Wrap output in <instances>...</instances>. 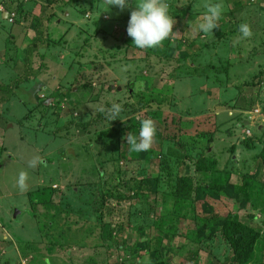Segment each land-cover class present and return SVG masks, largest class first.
<instances>
[{"label":"rangeland","instance_id":"374dc122","mask_svg":"<svg viewBox=\"0 0 264 264\" xmlns=\"http://www.w3.org/2000/svg\"><path fill=\"white\" fill-rule=\"evenodd\" d=\"M107 2L0 0V264H264V0H223L207 35L205 0H167L155 49ZM229 222L257 236L244 261Z\"/></svg>","mask_w":264,"mask_h":264},{"label":"clouds","instance_id":"9594fccd","mask_svg":"<svg viewBox=\"0 0 264 264\" xmlns=\"http://www.w3.org/2000/svg\"><path fill=\"white\" fill-rule=\"evenodd\" d=\"M107 5L108 8L115 6L121 10L126 7L132 9L126 32L132 39V44L139 49L158 48L173 33L174 17L170 14L167 0H134V6L130 0H108ZM203 8L205 11L197 27L198 31L207 35L213 33V29L219 24L224 12L223 0H205ZM237 31L240 39H247L253 35L248 23H240ZM99 111L112 121L120 118L122 105L111 103L110 106L101 107ZM155 134L154 122L146 118L140 122L138 135L127 134L125 140L132 152L143 153L150 150ZM38 163H41L40 157H34L28 162V166L36 167ZM26 178L25 172L19 173L17 183L21 189L26 187ZM44 264H50V260L46 258Z\"/></svg>","mask_w":264,"mask_h":264},{"label":"trees","instance_id":"16d2710c","mask_svg":"<svg viewBox=\"0 0 264 264\" xmlns=\"http://www.w3.org/2000/svg\"><path fill=\"white\" fill-rule=\"evenodd\" d=\"M52 1V0H48ZM35 27L40 26V20L37 17ZM42 21V20H41ZM33 48L36 46V43L33 42ZM32 49L30 50V52ZM5 91V90H4ZM233 222H229L228 224H224L223 230L227 237L231 240L232 247L238 257V260L244 261L250 255L252 245L254 241L257 239L255 233L251 230H246L242 225H234ZM24 249V248H23ZM23 249H20V254H24Z\"/></svg>","mask_w":264,"mask_h":264},{"label":"water","instance_id":"95a60500","mask_svg":"<svg viewBox=\"0 0 264 264\" xmlns=\"http://www.w3.org/2000/svg\"><path fill=\"white\" fill-rule=\"evenodd\" d=\"M18 212L19 211L15 209L13 215L15 216Z\"/></svg>","mask_w":264,"mask_h":264},{"label":"crops","instance_id":"0c3cea01","mask_svg":"<svg viewBox=\"0 0 264 264\" xmlns=\"http://www.w3.org/2000/svg\"><path fill=\"white\" fill-rule=\"evenodd\" d=\"M30 35H31V33H30Z\"/></svg>","mask_w":264,"mask_h":264}]
</instances>
